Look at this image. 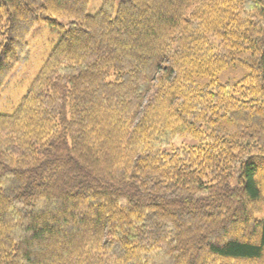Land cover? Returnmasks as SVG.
Instances as JSON below:
<instances>
[{"label":"trees","instance_id":"trees-1","mask_svg":"<svg viewBox=\"0 0 264 264\" xmlns=\"http://www.w3.org/2000/svg\"><path fill=\"white\" fill-rule=\"evenodd\" d=\"M90 1L0 0V264H264V0Z\"/></svg>","mask_w":264,"mask_h":264},{"label":"rangeland","instance_id":"rangeland-1","mask_svg":"<svg viewBox=\"0 0 264 264\" xmlns=\"http://www.w3.org/2000/svg\"><path fill=\"white\" fill-rule=\"evenodd\" d=\"M101 0H91L89 14H96L101 8ZM63 31L40 23L29 35V48L23 62L18 67L6 86L0 91V114H11L26 95L31 85L36 80L50 53L60 40ZM248 71L241 65L231 67L220 73L216 79L221 83L237 82L244 78ZM258 219H264V199L262 212Z\"/></svg>","mask_w":264,"mask_h":264}]
</instances>
